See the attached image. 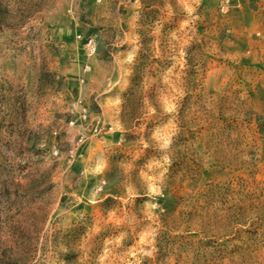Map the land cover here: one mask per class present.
Wrapping results in <instances>:
<instances>
[{
  "label": "rangeland",
  "instance_id": "374dc122",
  "mask_svg": "<svg viewBox=\"0 0 264 264\" xmlns=\"http://www.w3.org/2000/svg\"><path fill=\"white\" fill-rule=\"evenodd\" d=\"M186 2L0 0V264H264V0Z\"/></svg>",
  "mask_w": 264,
  "mask_h": 264
},
{
  "label": "clouds",
  "instance_id": "9594fccd",
  "mask_svg": "<svg viewBox=\"0 0 264 264\" xmlns=\"http://www.w3.org/2000/svg\"><path fill=\"white\" fill-rule=\"evenodd\" d=\"M199 0H192V3H198ZM180 3L187 9L188 13L191 14L195 9L192 7L191 4L187 3L186 0H180ZM183 93L178 92L175 97L171 99L162 98L161 100V109L164 114H173L178 111V104L177 100L182 98ZM145 104L147 105V111L149 114L154 115L156 113V108L151 106L147 100H145ZM178 134L177 125L174 123L172 119H169L168 123L164 126L156 127L155 130L152 132V139L157 142L158 147L161 150L168 149L170 144L172 143V138L174 135ZM145 148H148L149 145L143 141ZM163 164L170 165V160L167 155L162 157ZM151 166V165H149ZM167 171V169H165ZM147 243H152L151 240L144 241ZM149 256L152 255L151 252L148 253Z\"/></svg>",
  "mask_w": 264,
  "mask_h": 264
},
{
  "label": "built area",
  "instance_id": "2783aa9c",
  "mask_svg": "<svg viewBox=\"0 0 264 264\" xmlns=\"http://www.w3.org/2000/svg\"><path fill=\"white\" fill-rule=\"evenodd\" d=\"M84 48L88 54H93L96 51V43L93 37H88L84 40Z\"/></svg>",
  "mask_w": 264,
  "mask_h": 264
},
{
  "label": "snow or ice",
  "instance_id": "6c2138e0",
  "mask_svg": "<svg viewBox=\"0 0 264 264\" xmlns=\"http://www.w3.org/2000/svg\"><path fill=\"white\" fill-rule=\"evenodd\" d=\"M129 59H131V57H129Z\"/></svg>",
  "mask_w": 264,
  "mask_h": 264
}]
</instances>
